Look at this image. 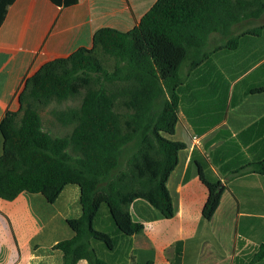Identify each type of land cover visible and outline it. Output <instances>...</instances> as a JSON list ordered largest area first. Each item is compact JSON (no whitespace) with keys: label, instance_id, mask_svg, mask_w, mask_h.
I'll list each match as a JSON object with an SVG mask.
<instances>
[{"label":"trees","instance_id":"1","mask_svg":"<svg viewBox=\"0 0 264 264\" xmlns=\"http://www.w3.org/2000/svg\"><path fill=\"white\" fill-rule=\"evenodd\" d=\"M13 1L0 0V26ZM52 1L62 6L78 2ZM263 30L264 0H156L131 29L99 28L92 46L46 61L27 77L19 108L8 109L0 121V197L40 192L54 202L66 185L77 184L82 214L67 219L75 233L53 247L62 250L63 264L81 259L110 264L92 243L96 238L113 246L111 235L94 225L104 203L126 234L144 229L130 211L138 198L165 217L175 214L167 182L186 147L170 137L180 117L179 86L213 53L234 49L243 35ZM252 91H264V86ZM75 98L77 105L51 109L68 130L56 134L46 128L42 109ZM198 166L208 190L202 223L212 218L230 179L264 174V158L215 181ZM263 257L264 241L251 262Z\"/></svg>","mask_w":264,"mask_h":264},{"label":"crops","instance_id":"2","mask_svg":"<svg viewBox=\"0 0 264 264\" xmlns=\"http://www.w3.org/2000/svg\"><path fill=\"white\" fill-rule=\"evenodd\" d=\"M155 2L14 0L0 26V121L19 108L27 77L43 63L92 46L99 28L131 29ZM262 86L264 30L243 35L236 48L218 50L193 70L178 88L180 117L170 135L186 143L167 182L175 214L165 217L138 198L130 211L144 229L126 234L104 203L94 225L111 235L113 246L93 238L101 258L110 264H264V257L251 262L264 241V174L230 179L212 218L202 223L208 190L198 166L215 181L264 158V91H252ZM3 145L0 131V155ZM80 195L77 184H68L54 202L40 192L0 197V264H63L62 250L53 246L74 235L67 219L82 214Z\"/></svg>","mask_w":264,"mask_h":264},{"label":"rangeland","instance_id":"3","mask_svg":"<svg viewBox=\"0 0 264 264\" xmlns=\"http://www.w3.org/2000/svg\"><path fill=\"white\" fill-rule=\"evenodd\" d=\"M79 101L80 100L78 98L68 99L60 103H56L55 101H53L47 107L43 108L41 114L44 120L45 127L51 129V131L56 134L65 133L68 130V128L61 126V124L57 122V120L53 117L51 113V109L54 107L64 108L67 107L68 105H77Z\"/></svg>","mask_w":264,"mask_h":264}]
</instances>
